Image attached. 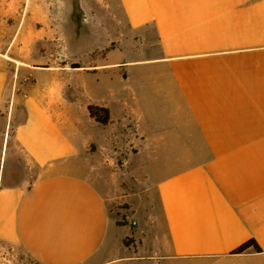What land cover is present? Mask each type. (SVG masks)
<instances>
[{"label": "crops", "instance_id": "crops-1", "mask_svg": "<svg viewBox=\"0 0 264 264\" xmlns=\"http://www.w3.org/2000/svg\"><path fill=\"white\" fill-rule=\"evenodd\" d=\"M11 3L0 4V25L14 18L0 47V264L17 247L37 264H264V0ZM130 33L145 57L113 55ZM11 138L24 174L5 183ZM147 161L168 166L149 185L162 256L125 245L108 206L125 202L137 224ZM249 239L261 252L232 253Z\"/></svg>", "mask_w": 264, "mask_h": 264}, {"label": "rangeland", "instance_id": "rangeland-1", "mask_svg": "<svg viewBox=\"0 0 264 264\" xmlns=\"http://www.w3.org/2000/svg\"><path fill=\"white\" fill-rule=\"evenodd\" d=\"M10 0H0V4L2 5L3 11L7 12V9H13L15 8L14 4H9ZM34 2L36 0H33ZM64 1L66 4L74 3L79 4L81 0H48L49 4H56L59 2ZM89 0H86L88 2ZM76 14H80V11L76 10ZM83 13V12H81ZM2 24L0 25V47H5L7 45L8 37H10V33L13 29L11 24L14 21L13 17H10L8 15H4V18L2 20ZM37 27H40V24L37 23ZM42 29V28H41ZM46 34H49V40H54L53 36L57 35L56 28L55 27H44L40 32ZM40 33V34H41ZM41 36V35H39ZM134 35L130 33V39L132 41L123 43V48L118 49L117 51H114L113 55L118 56H124L128 58H140L145 57L148 54V51L144 44L138 40V38H134ZM46 38V37H45ZM100 45H107L109 47H114V45H117L116 43H100ZM48 47L45 45L44 49ZM56 45L51 44V51H55ZM101 51H105L102 49ZM139 69V67H137ZM164 107L168 111L170 109V105L168 103L164 104ZM10 145V152H14L13 155L8 153V156L5 158V166L4 170L6 172L5 177V183H15L21 179V177L24 174V167L22 164V161L19 159V156L15 154L16 152V144L14 140L11 138L9 140ZM168 156H162V159H167ZM147 159V158H146ZM159 162V161H158ZM152 163L147 161V163H144V169L141 170L140 175V183L144 185V201L141 205V208H139V219L137 224H131L129 222V219L126 217L127 211L126 207L127 204L125 202H119V203H111L109 204L110 212L116 217L117 222H122V217L125 216L127 220V225H124L122 227H125L124 230H126L128 233L131 232V235L126 237L127 244L132 245L134 243V239L139 240L140 243H144V246H148L150 249H155L156 252L161 254V256L164 253L163 250V223L161 219V209L158 203L157 194L154 191V189H151L149 185H151L156 179L163 176L168 172V166L163 165V163L160 161L159 163ZM34 173V172H33ZM137 228H140L142 230V233H139L138 235H134L135 230ZM135 236V237H134ZM160 247V249H159ZM148 250L143 251V249H138V254L142 253L145 254ZM13 259L16 261L14 264H37L35 263L29 256H27L20 248H16L14 251Z\"/></svg>", "mask_w": 264, "mask_h": 264}, {"label": "trees", "instance_id": "trees-1", "mask_svg": "<svg viewBox=\"0 0 264 264\" xmlns=\"http://www.w3.org/2000/svg\"><path fill=\"white\" fill-rule=\"evenodd\" d=\"M89 113L92 117H94L97 121H99L102 124H106L108 119H109V115H108V111L105 108L102 107H96V106H89L88 107ZM117 225L119 226H124L127 225V220L126 217L123 216L122 217V222H116ZM127 238H124V244L128 245L126 242ZM248 247H253V249L256 252H261V248L258 246V244L256 243V241L254 239H249L246 242L242 243L241 245H239L238 247H236L232 253H241L243 251H245Z\"/></svg>", "mask_w": 264, "mask_h": 264}, {"label": "built area", "instance_id": "built-area-1", "mask_svg": "<svg viewBox=\"0 0 264 264\" xmlns=\"http://www.w3.org/2000/svg\"><path fill=\"white\" fill-rule=\"evenodd\" d=\"M135 222H133V224H134Z\"/></svg>", "mask_w": 264, "mask_h": 264}]
</instances>
